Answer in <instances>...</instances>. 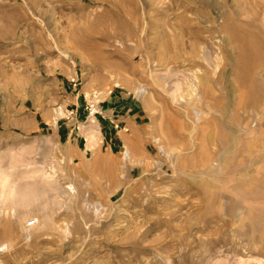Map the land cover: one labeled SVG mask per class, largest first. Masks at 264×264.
<instances>
[{
  "label": "rangeland",
  "instance_id": "rangeland-1",
  "mask_svg": "<svg viewBox=\"0 0 264 264\" xmlns=\"http://www.w3.org/2000/svg\"><path fill=\"white\" fill-rule=\"evenodd\" d=\"M0 264H264V0H0Z\"/></svg>",
  "mask_w": 264,
  "mask_h": 264
},
{
  "label": "crops",
  "instance_id": "crops-1",
  "mask_svg": "<svg viewBox=\"0 0 264 264\" xmlns=\"http://www.w3.org/2000/svg\"><path fill=\"white\" fill-rule=\"evenodd\" d=\"M77 73H74L71 75V80L73 78H76L77 80ZM69 94L73 95V91L70 90L67 92ZM70 99V98H69ZM80 100V103L78 102ZM71 103L76 107L72 111H69L68 115L72 114L74 115V120H82L83 122H80V125H82V129H86V126H84L87 122L95 123L97 120L101 123L100 132L102 133L100 136L99 144L110 147H120L122 145L125 147V143H130V137L133 135L140 134L141 128L143 126V115H142V103H140L136 99H128L125 100L123 97H121V94L118 93L115 90H111L107 93L106 97L101 99L97 103V115L91 119L86 118V102H90L87 97H82V95L78 94L73 95L71 98ZM141 104V105H140ZM77 123V122H76ZM72 125V123L70 124ZM99 127V125H98ZM109 134L112 135V139H109L108 142L105 140V135ZM138 134V135H139ZM82 134H79V138H81ZM84 137L86 136L83 134ZM115 135V136H114ZM71 137L68 136V140ZM79 140V139H78ZM105 140V143H104ZM81 141V140H80ZM79 141V143H81ZM85 151H89L90 141H88V138L85 137Z\"/></svg>",
  "mask_w": 264,
  "mask_h": 264
},
{
  "label": "built area",
  "instance_id": "built-area-1",
  "mask_svg": "<svg viewBox=\"0 0 264 264\" xmlns=\"http://www.w3.org/2000/svg\"><path fill=\"white\" fill-rule=\"evenodd\" d=\"M75 82V80H73ZM75 85V84H74ZM97 102L90 101L86 106V118L91 121L97 115Z\"/></svg>",
  "mask_w": 264,
  "mask_h": 264
},
{
  "label": "bare ground",
  "instance_id": "bare-ground-1",
  "mask_svg": "<svg viewBox=\"0 0 264 264\" xmlns=\"http://www.w3.org/2000/svg\"><path fill=\"white\" fill-rule=\"evenodd\" d=\"M251 59V58H250ZM162 150V149H161ZM128 158V155L126 156Z\"/></svg>",
  "mask_w": 264,
  "mask_h": 264
}]
</instances>
